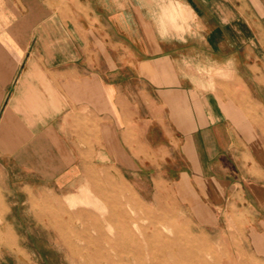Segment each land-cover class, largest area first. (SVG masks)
I'll return each mask as SVG.
<instances>
[{"label":"crops","instance_id":"0c3cea01","mask_svg":"<svg viewBox=\"0 0 264 264\" xmlns=\"http://www.w3.org/2000/svg\"><path fill=\"white\" fill-rule=\"evenodd\" d=\"M263 61L264 0H0V192L116 169L264 258Z\"/></svg>","mask_w":264,"mask_h":264},{"label":"rangeland","instance_id":"374dc122","mask_svg":"<svg viewBox=\"0 0 264 264\" xmlns=\"http://www.w3.org/2000/svg\"><path fill=\"white\" fill-rule=\"evenodd\" d=\"M247 226L242 216L231 217L227 230L219 228L217 217L209 226L201 224L178 199L172 184L156 201L146 202L118 170L100 166L98 171L88 170L72 196L39 192L28 198L15 186L0 192V229H4L0 264H109L103 263V251L114 264H122L144 257L143 247L149 259L160 244L153 239L148 246L156 231L183 245L185 257L174 254L169 256L171 262L187 264L190 255L209 264H264V258L254 256L255 250L249 248ZM138 229L143 235L136 233Z\"/></svg>","mask_w":264,"mask_h":264},{"label":"bare ground","instance_id":"6f19581e","mask_svg":"<svg viewBox=\"0 0 264 264\" xmlns=\"http://www.w3.org/2000/svg\"><path fill=\"white\" fill-rule=\"evenodd\" d=\"M45 199V198H44ZM111 221V220H110ZM125 223V227L128 230V232L130 234H132L131 228L126 225L127 222L124 221ZM98 233L99 236H103V229L101 227L98 228ZM136 233L141 236L142 231L140 229H138V232L136 231ZM2 236V235H1ZM164 237H166L165 235H163L162 233H160L159 231H156L152 238L148 239V246L150 248L151 246V241L153 239H156L160 244L158 245V248L155 250H152V255H150L149 259H148V254L145 252L144 247L141 249V252L144 254V257H138V258H133V259H129L128 262H122V264H134V262H136V264H183V261L181 260H177V261H170L169 256H173L174 254H178L179 256L181 255L182 257L184 256V249H183V245H180L179 241H175L169 237H166V240H164ZM142 239V238H141ZM111 242V245L114 246L115 244ZM142 246H143V242H142ZM103 263H109V264H114V262L111 260L112 258L109 256V254H105L103 251ZM147 257H146V256ZM152 256V257H151ZM185 257V256H184ZM86 260V259H85ZM84 260V261H85ZM186 260L188 262H186L187 264H209L208 261L205 258L202 257H198V259L194 258L192 259V257H190V255H187Z\"/></svg>","mask_w":264,"mask_h":264}]
</instances>
